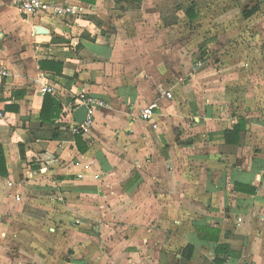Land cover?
<instances>
[{"label": "crops", "instance_id": "crops-1", "mask_svg": "<svg viewBox=\"0 0 264 264\" xmlns=\"http://www.w3.org/2000/svg\"><path fill=\"white\" fill-rule=\"evenodd\" d=\"M12 1L0 0V66L10 72L0 96L9 173L0 176V264H264V105L232 88L238 73L221 61L193 73L189 40L170 55L149 47L200 13L178 7L181 18L167 26L164 0H54L80 7L68 17L25 15ZM46 60L61 62L62 72L43 69ZM44 83L56 88L54 123L40 119ZM82 93L108 103L79 134L85 151L70 128ZM153 102L154 117L143 120L141 109ZM241 121L245 129L229 144L224 131ZM56 128L62 138L52 140ZM37 197L67 207L41 216L44 229L55 225L43 234L57 244L37 245L30 235L9 248L7 239L21 241L31 229L19 221L20 202ZM206 227L218 241L200 238Z\"/></svg>", "mask_w": 264, "mask_h": 264}, {"label": "rangeland", "instance_id": "rangeland-1", "mask_svg": "<svg viewBox=\"0 0 264 264\" xmlns=\"http://www.w3.org/2000/svg\"><path fill=\"white\" fill-rule=\"evenodd\" d=\"M164 4L166 6L161 16L164 20L163 25L169 26L181 18L177 15L178 7L195 9L200 16L191 22L180 20L182 26L178 29H164L162 42L150 44L149 47L157 49L159 55H170L171 51L184 48L185 42L189 40L192 43L188 52L193 73L197 72L194 64L199 59L207 63H212L214 60L221 61L228 69L238 73L235 80L230 82L232 88L235 87L239 93L248 92L251 93L250 95L253 94L252 96L256 95L259 106L264 105V0H164ZM255 5H259V12L250 19H245L242 10ZM136 15L134 11L130 13L132 19ZM175 34L178 35V44H174L173 41ZM210 39L213 40V44L205 42ZM250 86H253V92L249 91ZM256 88H258L257 92H255ZM66 209L67 207H64L60 201L51 198L37 197L31 206L26 201L20 202L18 213L21 214L22 219L19 221L22 222V227L29 225L31 229L28 234H19L21 241L12 236L6 238L8 247L10 248L13 243L23 244L25 239H30V235L37 245L43 242L42 238L49 239L51 244L58 242L55 238L43 234L48 227L55 225L46 222L44 229L41 216L62 215L64 213L62 211ZM83 209H86L87 213L96 211L90 208ZM11 250L15 251L13 248Z\"/></svg>", "mask_w": 264, "mask_h": 264}, {"label": "built area", "instance_id": "built-area-1", "mask_svg": "<svg viewBox=\"0 0 264 264\" xmlns=\"http://www.w3.org/2000/svg\"><path fill=\"white\" fill-rule=\"evenodd\" d=\"M13 4L19 9L22 14L25 15H53L57 17H68L75 15L80 12V7L78 5L59 3L54 0H13ZM204 60L199 59L194 64V69H198L204 65ZM10 76L9 70L0 66V96H1V87L6 82L7 78ZM38 81V80H37ZM43 94H56V88L49 83H44L42 86ZM164 94L168 98H172L173 94L170 91H165ZM80 106H85L87 109V117L83 123H78L77 121L72 123L71 131L74 134H86L93 126L94 119L96 115V110L98 107H107L108 103L105 100L99 99L95 96L82 93L76 98L75 105L70 109L71 112L79 108ZM158 108L156 102L150 103L143 107L140 111V116L143 120L150 121ZM6 117V112L4 109H0V119ZM83 167L86 170H90L91 164L89 162L84 163ZM81 176V174H79ZM96 179L100 178V174L96 173L94 175ZM20 200V197L17 198ZM239 221L242 219L239 217Z\"/></svg>", "mask_w": 264, "mask_h": 264}, {"label": "trees", "instance_id": "trees-1", "mask_svg": "<svg viewBox=\"0 0 264 264\" xmlns=\"http://www.w3.org/2000/svg\"><path fill=\"white\" fill-rule=\"evenodd\" d=\"M258 9L259 7L258 5H256L252 9L244 11L243 16L247 18L251 16L252 14H254L255 12H257ZM40 65L43 69L55 72L56 74H60L62 72L63 64L58 61H53V60L41 61ZM59 112H60V107H59L58 101L52 95L46 94L44 98L41 114H40L41 121L48 122V123H54L55 120L58 118ZM244 129H245L244 121H241L239 124L235 125L233 129L225 130L224 135H225L226 141L229 144L238 142L239 134ZM49 133L50 134L48 137L52 140H58L62 138V133L59 132L57 128L53 131H50ZM233 137H235V139H233ZM75 140H76V143L80 151H85L86 146L84 144V141H82L79 134H76ZM20 153H21L22 158L25 159L26 155H25V149L23 145H20ZM8 175L9 173H8V166L6 162L5 153H4L3 147L0 146V176L8 177ZM237 188L241 189L240 185H238ZM199 232H200L201 239L218 241V237L216 235L217 231L214 229L206 227V228L200 229ZM225 248H227L225 244H218L216 248V252L219 253L221 251H225ZM193 250H194L193 246L189 245L183 253V258L185 260H190L193 256ZM216 263L224 264V261L220 259H216Z\"/></svg>", "mask_w": 264, "mask_h": 264}, {"label": "water", "instance_id": "water-1", "mask_svg": "<svg viewBox=\"0 0 264 264\" xmlns=\"http://www.w3.org/2000/svg\"><path fill=\"white\" fill-rule=\"evenodd\" d=\"M39 31H43V32H48L47 29L43 28V27H38ZM74 119L78 122V123H83L86 120L87 117V109L85 106H80L78 109H76L74 111Z\"/></svg>", "mask_w": 264, "mask_h": 264}]
</instances>
